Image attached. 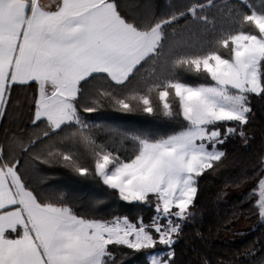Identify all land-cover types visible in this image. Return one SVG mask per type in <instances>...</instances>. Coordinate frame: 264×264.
<instances>
[{"label":"snow or ice","instance_id":"snow-or-ice-1","mask_svg":"<svg viewBox=\"0 0 264 264\" xmlns=\"http://www.w3.org/2000/svg\"><path fill=\"white\" fill-rule=\"evenodd\" d=\"M18 88L31 92V131L0 140V264H125L122 249L175 264L199 178L226 157L230 137L245 139L252 98H264V0H189L163 12L153 0H0V119L18 106ZM103 106L184 126L158 137L111 129L113 142H98L101 125L82 113ZM54 163L155 214L147 223L79 215L45 183L41 165ZM252 196L264 222V176Z\"/></svg>","mask_w":264,"mask_h":264},{"label":"trees","instance_id":"trees-1","mask_svg":"<svg viewBox=\"0 0 264 264\" xmlns=\"http://www.w3.org/2000/svg\"><path fill=\"white\" fill-rule=\"evenodd\" d=\"M160 11L178 8L189 0H153ZM181 19L176 27L183 28ZM190 83H199L187 77ZM31 92L16 89L12 100L17 107L9 106L0 119V140L5 132L11 134L24 129L31 131L29 111ZM253 113L244 126L245 139L238 135L230 137L221 147L226 157L208 170L198 181V193L192 208L193 215L182 225V232L175 248V264H264V222L253 204L257 197L249 198L257 181L264 176L261 161L264 160V98H252ZM85 121L101 125L95 130L98 142L112 143L111 129L122 132H148L154 136H166L183 127L181 118L168 119L140 111L122 113L111 106H103L94 113H82ZM121 153L132 151L131 143L121 145L115 141ZM45 183L58 193H63L67 202L79 215L110 219L114 215H127L135 221L142 216L147 223L154 215V206L129 204L119 199L118 194L107 189L99 178L80 177L70 170L53 164L41 165ZM39 181L40 177H36ZM100 201V203H97ZM243 226L241 227V224ZM127 254L125 264H144V253L122 249Z\"/></svg>","mask_w":264,"mask_h":264},{"label":"crops","instance_id":"crops-1","mask_svg":"<svg viewBox=\"0 0 264 264\" xmlns=\"http://www.w3.org/2000/svg\"><path fill=\"white\" fill-rule=\"evenodd\" d=\"M43 2L49 4V3H54V0H43Z\"/></svg>","mask_w":264,"mask_h":264},{"label":"rangeland","instance_id":"rangeland-1","mask_svg":"<svg viewBox=\"0 0 264 264\" xmlns=\"http://www.w3.org/2000/svg\"><path fill=\"white\" fill-rule=\"evenodd\" d=\"M155 214V213H154ZM243 226V223L241 224V227Z\"/></svg>","mask_w":264,"mask_h":264}]
</instances>
